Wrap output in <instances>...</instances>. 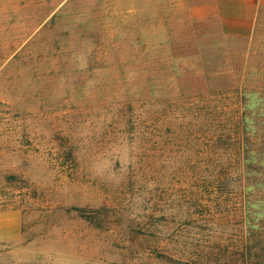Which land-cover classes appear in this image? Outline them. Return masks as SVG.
<instances>
[{
	"label": "rangeland",
	"instance_id": "374dc122",
	"mask_svg": "<svg viewBox=\"0 0 264 264\" xmlns=\"http://www.w3.org/2000/svg\"><path fill=\"white\" fill-rule=\"evenodd\" d=\"M179 1L0 0V264H264V8Z\"/></svg>",
	"mask_w": 264,
	"mask_h": 264
},
{
	"label": "crops",
	"instance_id": "0c3cea01",
	"mask_svg": "<svg viewBox=\"0 0 264 264\" xmlns=\"http://www.w3.org/2000/svg\"><path fill=\"white\" fill-rule=\"evenodd\" d=\"M191 20L211 22L216 31L228 37L251 38L258 30L263 0H180ZM19 232L17 217L0 218V240L14 238Z\"/></svg>",
	"mask_w": 264,
	"mask_h": 264
},
{
	"label": "trees",
	"instance_id": "16d2710c",
	"mask_svg": "<svg viewBox=\"0 0 264 264\" xmlns=\"http://www.w3.org/2000/svg\"><path fill=\"white\" fill-rule=\"evenodd\" d=\"M237 118H238V120H237V123H233L231 126H232V129H231V131L235 134V133H237V134H239V140L241 141V145H240V148L238 149V152H237V155H238V160H239V162H240V158H241V153L242 152H245L246 154L241 158V161L244 163L245 162V164H246V162L249 160L248 159V155H247V152H246V150H245V148H247V144L245 145V142L247 143L248 142V140H247V138L245 137V136H247V133H246V130H247V124L246 123H244L243 122V116H242V114L240 113V111H239V116H237ZM242 124V125H241ZM233 126L235 127V128H237L236 130V132H234V130H233ZM238 164H240V163H238Z\"/></svg>",
	"mask_w": 264,
	"mask_h": 264
}]
</instances>
